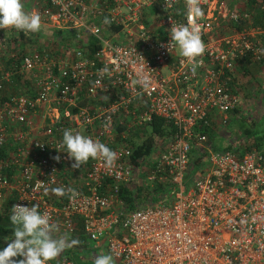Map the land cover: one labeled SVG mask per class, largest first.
Instances as JSON below:
<instances>
[{"label": "built area", "instance_id": "1", "mask_svg": "<svg viewBox=\"0 0 264 264\" xmlns=\"http://www.w3.org/2000/svg\"><path fill=\"white\" fill-rule=\"evenodd\" d=\"M236 1L239 8L201 0L206 51L194 74L171 40V28L189 22L186 0H34L28 12L39 13L53 37L41 48L20 46L15 29H0V204L11 198L10 215L13 204H38L70 233L79 221L117 264H264V146L211 149L201 130L226 122L239 99L238 68L264 55V24L252 23L249 0ZM56 29L71 33V45L51 34ZM40 33L23 32L32 39ZM140 72L150 77L147 89L133 85ZM153 116L172 131L146 176L167 194L123 213L116 193L134 176L131 147L146 137ZM65 129L106 144L118 155L115 166L90 159L73 186ZM193 146L205 155L185 183ZM41 182L77 195L55 202L36 190Z\"/></svg>", "mask_w": 264, "mask_h": 264}, {"label": "clouds", "instance_id": "2", "mask_svg": "<svg viewBox=\"0 0 264 264\" xmlns=\"http://www.w3.org/2000/svg\"><path fill=\"white\" fill-rule=\"evenodd\" d=\"M189 15L187 25H178L171 28V40L181 51V55L192 62V72L195 73L198 66V57L203 56L206 45L202 40V27L197 20L203 18L204 11L201 8V0H186ZM104 23L111 21L105 18ZM0 29H15L27 33H38L42 30V19L39 13L25 10L22 0H0ZM170 45H168V48ZM102 73H108L105 67ZM151 83L148 74L138 73V78L133 85H139L147 89ZM63 146L69 159L74 158L72 168H80L89 159L101 160L104 166L111 169L115 166L118 155L106 144L99 140L83 135L80 132H73L71 129L63 131ZM54 159L59 160L57 155ZM43 189L45 195L49 192L56 196L69 195L74 198L77 194L74 189L54 187L41 183L36 185V190ZM12 225L11 238L5 239L6 246L0 250V264H49L55 260L65 249L76 246L79 241L70 239L67 233L54 236L59 231L58 225L51 220V216L39 211L38 204L25 206L13 204L12 213L9 217ZM94 264H114L111 254L96 256Z\"/></svg>", "mask_w": 264, "mask_h": 264}, {"label": "trees", "instance_id": "3", "mask_svg": "<svg viewBox=\"0 0 264 264\" xmlns=\"http://www.w3.org/2000/svg\"><path fill=\"white\" fill-rule=\"evenodd\" d=\"M225 1L227 2V4H229L232 7H237V8L240 7V5L237 6L239 2H237L236 0H225ZM261 3H263V7H260ZM245 9L250 10L251 21L253 24H264V0H249L245 4ZM242 22L243 21L237 23H230V24L224 23L221 26V30L224 31L231 28L233 29L239 28L240 26H242ZM44 29L46 31V28ZM16 32L17 34L14 37H12V39L16 40V38H20L21 39L19 43L20 46H23L25 42H29L30 39H32L29 36H25L23 34V31L16 30ZM32 34L35 35L36 33H30V35ZM51 34L56 36L57 35L62 36L61 43L63 44V46L71 45L70 42H72L71 41L72 35L69 31L56 29L52 31ZM261 39L263 40L264 43V35L261 37ZM77 45L80 46V41L77 43ZM97 46H98L97 42L92 39L89 40V44L87 45L88 49L90 50L95 49ZM243 69H244L243 71L247 72V69L245 67ZM11 81L12 83L10 85L11 86L10 88L12 90H16L15 88H17V85L19 84L18 75H14ZM237 82H238V78L236 79L235 82L236 85L238 86ZM261 90H262V97L264 98V87H262ZM232 110H236L235 107ZM143 130L147 131L146 137L141 142L132 144L131 153L129 155V161L135 166L139 164L140 160L143 157L150 154V152L155 148L157 144L159 143L163 144L164 142L163 140H166L172 131L170 127L163 125V119L160 116H153L150 123H148L146 126L143 127ZM201 130L205 132L207 135L205 146H209L211 149H215V150L233 149L234 151H237V153H242L243 151L251 147L259 148L264 146L262 145L263 144L262 136L257 139H253L251 143H244V141H239L237 142L238 145L236 147L235 146L233 147L231 143H227L225 145L219 143L214 144L211 142V139L215 136L214 130L208 127H203L201 128ZM243 133H249V132L247 129H245L243 130ZM190 152H191L190 166L188 168L187 174L184 175L183 177L185 183H187L192 177V175H194L201 167L203 162V157L205 155V148L204 147L198 148L193 146L190 149ZM90 159L87 163H85L86 166L89 164ZM136 180L138 179H136L135 176H133L128 182L120 184L118 187L116 193V199L120 204L123 213H126L129 210L139 206L152 194L149 187L145 186L142 182H138ZM132 181H134L135 183H132ZM160 195L161 193L160 194L158 193L154 197L159 198ZM10 202H11V198L7 197V199L0 205V249H3V247L6 246L7 241L5 239L11 238L12 235V229H11L12 225L10 224V220H9ZM75 232L84 234L79 221H77V228Z\"/></svg>", "mask_w": 264, "mask_h": 264}, {"label": "rangeland", "instance_id": "4", "mask_svg": "<svg viewBox=\"0 0 264 264\" xmlns=\"http://www.w3.org/2000/svg\"><path fill=\"white\" fill-rule=\"evenodd\" d=\"M33 1L34 0H22L26 11L29 10ZM27 43L29 47L41 48L45 47V44L47 46L53 44V37L44 29L41 31L40 35H38V38L33 40L30 39ZM245 68L247 69V72L243 71V66L242 69L239 68L237 71L239 72V77L236 90L239 99L235 106L236 110L230 111L226 122L214 131L215 136L211 139V142L214 144L219 143L225 145L231 143L233 147H236L238 145L237 142L239 141L251 143L253 139L262 136V145H264V98L262 97L261 90L262 87H264V69L261 70L259 67L250 69L249 65ZM245 129H247L249 133H243V130ZM164 143L165 141L163 144ZM163 144H157L150 154L140 160L138 165H133L134 176L138 179L136 181L142 182L145 186L149 187L152 192L147 200L149 202L159 201V198L154 197L158 193L163 194V196L167 194V191L160 190L163 185L152 182L146 176L147 168L152 164L157 152L160 151ZM85 167L86 165L83 164L80 168L74 169L73 186L78 187L80 185ZM132 183L135 182L132 181ZM6 199L7 198H5L1 204Z\"/></svg>", "mask_w": 264, "mask_h": 264}, {"label": "crops", "instance_id": "5", "mask_svg": "<svg viewBox=\"0 0 264 264\" xmlns=\"http://www.w3.org/2000/svg\"><path fill=\"white\" fill-rule=\"evenodd\" d=\"M248 65L250 69L257 68V67H259L261 70L264 69V55L260 62H256V63H252ZM69 179L73 183V173L70 174ZM54 187H57V186L53 185L50 188H54ZM48 197L54 200L55 202H60L62 198L60 196L54 195L51 192L48 193ZM58 228H59V231L54 233L53 234L54 236H60V235L67 233L70 239L78 240L79 244L65 249V251H63L59 257H57L53 261H50L49 264H56L63 258L68 259L71 262V264H94V260L96 256L101 255V254H108L104 246V240L102 238L92 240V239H88L82 233H76L75 231L73 233L72 232L70 233V232H67L63 228H60V227ZM114 264H117V261L114 260Z\"/></svg>", "mask_w": 264, "mask_h": 264}]
</instances>
